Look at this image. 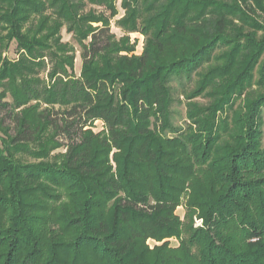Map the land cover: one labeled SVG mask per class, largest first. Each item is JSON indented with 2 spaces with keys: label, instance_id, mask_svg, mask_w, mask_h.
Segmentation results:
<instances>
[{
  "label": "trees",
  "instance_id": "trees-1",
  "mask_svg": "<svg viewBox=\"0 0 264 264\" xmlns=\"http://www.w3.org/2000/svg\"><path fill=\"white\" fill-rule=\"evenodd\" d=\"M117 2L0 0V264H264V0Z\"/></svg>",
  "mask_w": 264,
  "mask_h": 264
},
{
  "label": "rangeland",
  "instance_id": "rangeland-1",
  "mask_svg": "<svg viewBox=\"0 0 264 264\" xmlns=\"http://www.w3.org/2000/svg\"><path fill=\"white\" fill-rule=\"evenodd\" d=\"M117 7H118V11L120 12L118 18H121L122 16H124V13L122 8H121V3L122 0H117ZM112 27V32L115 33L117 35V37H121L123 36V33L121 32L120 29H118L117 27H115L114 25V21L111 24ZM62 38H63V42H68L71 45H73L77 51L76 53V62H75V72L77 76H80L81 74V65H82V57H80V47L79 45L72 39V35L68 34L66 32V30L63 31L62 33ZM131 41H137V48H136V55H139L142 53L143 50V46H144V37L141 34H131ZM17 45L12 43L10 49L7 51V53L4 55L9 59L12 60H17V49H16ZM44 75V73L42 74ZM183 83V84H182ZM182 83H179L178 81H173L172 84L175 87V92H174V98L176 99L174 105H173V109L176 112L175 114V122L178 125H183L186 119V98H184L183 96V92L184 90H190L194 87L195 83L194 80H192V82H188L187 80L182 81ZM198 102H202V103H206V99L203 98H199L197 100ZM4 115V113L2 112L0 114V117H2ZM263 125H264V113H263ZM104 124L101 121H97L94 125L92 130H94L95 133L98 132H102L104 131ZM263 131H264V126H263ZM263 140H264V135H263ZM60 151H65L64 149H61ZM177 215H179L181 218H184V213L185 210L183 207H179L177 209ZM201 221H197V225H200ZM172 245H176L177 241L176 240H172ZM151 246L154 244L153 241H149L148 242Z\"/></svg>",
  "mask_w": 264,
  "mask_h": 264
}]
</instances>
